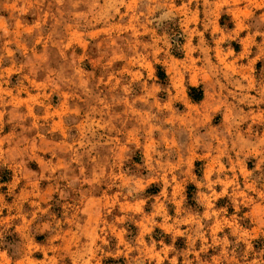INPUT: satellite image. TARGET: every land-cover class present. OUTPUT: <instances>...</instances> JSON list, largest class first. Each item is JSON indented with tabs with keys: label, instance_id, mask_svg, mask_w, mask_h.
<instances>
[{
	"label": "rangeland",
	"instance_id": "374dc122",
	"mask_svg": "<svg viewBox=\"0 0 264 264\" xmlns=\"http://www.w3.org/2000/svg\"><path fill=\"white\" fill-rule=\"evenodd\" d=\"M3 169L0 264H264V0H0Z\"/></svg>",
	"mask_w": 264,
	"mask_h": 264
},
{
	"label": "trees",
	"instance_id": "16d2710c",
	"mask_svg": "<svg viewBox=\"0 0 264 264\" xmlns=\"http://www.w3.org/2000/svg\"><path fill=\"white\" fill-rule=\"evenodd\" d=\"M172 35H174V34H172ZM175 45H176V43L173 41V47H175ZM172 53L174 55L179 54L177 51H172ZM155 69H156L155 75L158 78V80L161 83H165L167 77H166V74H165L163 68L160 65H156ZM187 95L194 102L200 101L202 99V96H203L201 86H188L187 87ZM9 177H10V172L7 169H3L1 171V174H0V182L8 181ZM146 193L150 195V194H155L156 191L154 189L151 191L148 189L146 191ZM186 193H187L188 204H190V205L195 204V202H194V193H195L194 185L189 184L187 186Z\"/></svg>",
	"mask_w": 264,
	"mask_h": 264
}]
</instances>
